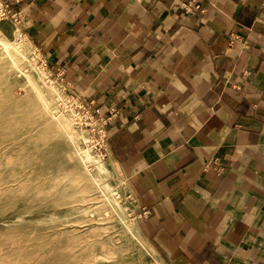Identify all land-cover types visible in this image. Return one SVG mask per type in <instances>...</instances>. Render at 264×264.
<instances>
[{
    "label": "crops",
    "instance_id": "0c3cea01",
    "mask_svg": "<svg viewBox=\"0 0 264 264\" xmlns=\"http://www.w3.org/2000/svg\"><path fill=\"white\" fill-rule=\"evenodd\" d=\"M2 1L64 86L112 114L106 162L155 251L264 264V0Z\"/></svg>",
    "mask_w": 264,
    "mask_h": 264
},
{
    "label": "rangeland",
    "instance_id": "374dc122",
    "mask_svg": "<svg viewBox=\"0 0 264 264\" xmlns=\"http://www.w3.org/2000/svg\"><path fill=\"white\" fill-rule=\"evenodd\" d=\"M21 18L0 0V264H171L139 229L149 210H133L107 165L112 114L64 86ZM73 95L101 110L107 145L65 104Z\"/></svg>",
    "mask_w": 264,
    "mask_h": 264
},
{
    "label": "built area",
    "instance_id": "2783aa9c",
    "mask_svg": "<svg viewBox=\"0 0 264 264\" xmlns=\"http://www.w3.org/2000/svg\"><path fill=\"white\" fill-rule=\"evenodd\" d=\"M182 6L185 7L187 11H193V10L204 11L205 10L204 0H186V1H183ZM65 104H67V106L72 105L73 109H77V111H81L79 112V114L81 115V118L84 121H86V125L91 126L93 131L98 132L99 138L103 142H106V145H107L108 132L104 128V126L107 123V120L105 119V117L102 116L101 110L99 108L95 110L96 113H98V118H97L90 110L92 109V107L84 103L82 99H80L79 97H76L73 95L72 102H70V104L68 103H65Z\"/></svg>",
    "mask_w": 264,
    "mask_h": 264
},
{
    "label": "bare ground",
    "instance_id": "6f19581e",
    "mask_svg": "<svg viewBox=\"0 0 264 264\" xmlns=\"http://www.w3.org/2000/svg\"><path fill=\"white\" fill-rule=\"evenodd\" d=\"M2 42H4V41H2ZM5 46L8 48V49H10V47H16V45L13 43V42H9V41H6L5 43ZM19 51V50H18ZM62 124L66 127V129L67 130H70L71 129V125H70V123L68 122V121H66V120H62ZM82 152V151H81ZM83 154L85 155V156H89L90 154L88 153V152H86V150H84L83 151Z\"/></svg>",
    "mask_w": 264,
    "mask_h": 264
}]
</instances>
